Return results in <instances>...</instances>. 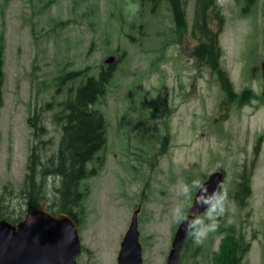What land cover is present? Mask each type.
<instances>
[{"label": "rangeland", "instance_id": "obj_1", "mask_svg": "<svg viewBox=\"0 0 264 264\" xmlns=\"http://www.w3.org/2000/svg\"><path fill=\"white\" fill-rule=\"evenodd\" d=\"M152 5L0 0V220L16 223L28 205L59 212V179L38 177V198L22 181L32 155L47 163L57 151L58 115L79 83L64 76L104 69L111 77L94 108L106 143L69 210L77 264H118L136 209L142 264H166L178 227L172 209L184 201L178 187L216 171L227 211L203 244L187 235L178 264H233V241L238 264H264V0H224L220 23L197 18L196 0H181L180 24L169 0ZM208 34L213 48L198 56Z\"/></svg>", "mask_w": 264, "mask_h": 264}, {"label": "trees", "instance_id": "obj_2", "mask_svg": "<svg viewBox=\"0 0 264 264\" xmlns=\"http://www.w3.org/2000/svg\"><path fill=\"white\" fill-rule=\"evenodd\" d=\"M156 6L161 0H144ZM175 19L178 24L182 22L179 16L181 0H169ZM220 5L217 0H196V16L205 20L211 13L217 20L222 22V16L219 13ZM196 23H198L196 21ZM201 29L208 33L204 28V24L200 23ZM208 42H201L197 46L198 56L202 55L203 49H212L210 45L214 43V38L207 35ZM208 49V51H210ZM209 53V52H208ZM210 55V53H209ZM215 67V65H213ZM112 66H109V70ZM76 80L79 83L76 86H69V97L63 102L64 112L58 116L63 120L62 132L57 151L51 155V159L47 163H42L41 159L33 158L32 164L28 165L29 171L23 179V191L29 193L32 198H38L39 192L43 190V181L47 178H56L60 180V186L56 189L58 199L54 200L55 204H59V212L69 213V210L75 208L79 201V182L89 174L93 169H87V164L91 162L97 153L105 146L106 143V124L103 117L97 109L94 108L96 102L106 93V84L109 82L111 73L101 69L98 74L86 71L70 72L63 79ZM62 84V83H61ZM45 165V166H43ZM26 180H36L31 184L29 190ZM15 223V221H10ZM226 246V243H225ZM233 251L235 257L233 264H238L237 252Z\"/></svg>", "mask_w": 264, "mask_h": 264}, {"label": "water", "instance_id": "obj_3", "mask_svg": "<svg viewBox=\"0 0 264 264\" xmlns=\"http://www.w3.org/2000/svg\"><path fill=\"white\" fill-rule=\"evenodd\" d=\"M262 69L264 79V64ZM204 183L211 191L218 183H223V174L216 171ZM199 211L202 213L203 208H199ZM191 212L190 207L189 213ZM137 214L136 209L122 239L118 264L142 263ZM186 235L184 224H179L166 264L179 263ZM80 253L77 227L67 214L54 215L46 209L28 207L24 218L16 224L5 219L0 220V264H76Z\"/></svg>", "mask_w": 264, "mask_h": 264}, {"label": "clouds", "instance_id": "obj_4", "mask_svg": "<svg viewBox=\"0 0 264 264\" xmlns=\"http://www.w3.org/2000/svg\"><path fill=\"white\" fill-rule=\"evenodd\" d=\"M224 0H217L222 5ZM195 193V196L193 195ZM177 194L184 201L177 203L172 209V216L176 223L184 224L186 233L193 237L196 245L203 244L209 233L216 232L228 208V190L217 184L211 191L208 185L200 179H193L190 183H183L177 189ZM192 208V212L185 211V205ZM203 208V214L199 208Z\"/></svg>", "mask_w": 264, "mask_h": 264}, {"label": "flooded vegetation", "instance_id": "obj_5", "mask_svg": "<svg viewBox=\"0 0 264 264\" xmlns=\"http://www.w3.org/2000/svg\"><path fill=\"white\" fill-rule=\"evenodd\" d=\"M70 216V215H69ZM72 219H73V221L76 223V221H75V219L72 217V215L70 216ZM77 224V223H76ZM77 228H78V225H77Z\"/></svg>", "mask_w": 264, "mask_h": 264}]
</instances>
